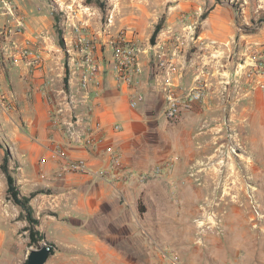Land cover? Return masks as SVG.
<instances>
[{
  "label": "rangeland",
  "instance_id": "obj_1",
  "mask_svg": "<svg viewBox=\"0 0 264 264\" xmlns=\"http://www.w3.org/2000/svg\"><path fill=\"white\" fill-rule=\"evenodd\" d=\"M86 1L0 0V264H27L30 250L45 240L53 249L47 264H264V0ZM75 27L97 36L128 30L153 54L154 67L189 66V82L178 93L194 88L198 76L205 86L203 101L188 119L185 111L168 120L177 126L173 134L164 133L147 168L136 170L160 167V174L136 181H164L134 211L62 206L45 172H28L24 160L31 155L14 144L29 110L14 96L10 67L33 78L50 62L54 94L59 99L63 90L66 100V33L73 36ZM6 154L22 194L45 192L31 200L45 238L36 243L8 197Z\"/></svg>",
  "mask_w": 264,
  "mask_h": 264
},
{
  "label": "crops",
  "instance_id": "obj_2",
  "mask_svg": "<svg viewBox=\"0 0 264 264\" xmlns=\"http://www.w3.org/2000/svg\"><path fill=\"white\" fill-rule=\"evenodd\" d=\"M90 35L94 46L74 50L69 58L70 93H65L66 100L60 95L63 90L59 91V99L54 94L51 70L55 68L50 62L36 71L33 78L20 72L18 67H10L9 81L15 88L14 96L24 101L29 110L24 121L26 129L15 134L14 144L24 156L25 153L31 155V160H24L28 172H45V185L54 186L62 206H77L80 212L93 213L108 212L111 206L134 211L142 195L154 197L157 190H163L161 182L164 180L141 184L130 172L145 170L156 156L158 139L164 133L171 136L176 129V124L164 117L166 96L169 90L179 92L186 86L190 79L189 66L181 62V66L174 69L172 66L176 63L173 62L166 68H156L153 54L139 47L141 73L131 88L120 89L108 44L111 35ZM69 36L70 33H66L68 46L72 38ZM165 54L170 53L163 51L162 55ZM58 75L63 81L61 67ZM84 76H89L86 87L83 86ZM26 80L30 81L28 87ZM131 96L141 97L137 108L130 106ZM188 113L190 111L182 118H187ZM117 126L121 129H116ZM88 139L91 143L87 144ZM56 147L63 150V156L55 155ZM108 147L122 154L119 165L112 161ZM41 159H46V164H41ZM68 160H83L93 172L81 174L64 170ZM96 171L107 174L97 175Z\"/></svg>",
  "mask_w": 264,
  "mask_h": 264
},
{
  "label": "built area",
  "instance_id": "obj_3",
  "mask_svg": "<svg viewBox=\"0 0 264 264\" xmlns=\"http://www.w3.org/2000/svg\"><path fill=\"white\" fill-rule=\"evenodd\" d=\"M94 38L90 34H86L80 27L74 28V34L70 41V47L68 49L69 54H74V50L80 49H90L94 46ZM108 44L112 49V57L117 70V80L119 88H131L136 77L141 73V59H140V49L138 46L137 38L130 33L128 30L122 29L115 35L110 36ZM173 67V66H172ZM175 69V68H174ZM94 68L92 67L90 74L92 75ZM202 77L205 76V72H202ZM89 82V76H84L83 86L86 87ZM196 86L187 92L178 93L176 90H169L166 96V106L164 110V117L167 120H174L180 117V115L189 111L195 104L203 101L206 90L204 84L200 80V76L196 78ZM141 97H130V106L132 108H137L139 105V100ZM116 129L120 130L121 126H117ZM88 143L91 140L88 139ZM107 152L109 153L112 161L115 164H120L122 160V154L115 150L113 147H108ZM55 155L63 156V150L56 147ZM46 159L41 160V164H44ZM65 170L69 172H93L87 166L86 162L83 160H68L65 165ZM161 172V168L157 167L154 172H148L144 174H136L130 172V176L136 178L139 182H144L148 177L158 175ZM95 174L105 175L106 171H96Z\"/></svg>",
  "mask_w": 264,
  "mask_h": 264
},
{
  "label": "trees",
  "instance_id": "obj_4",
  "mask_svg": "<svg viewBox=\"0 0 264 264\" xmlns=\"http://www.w3.org/2000/svg\"><path fill=\"white\" fill-rule=\"evenodd\" d=\"M86 3L89 5L90 4L93 5L92 0H87ZM94 3H95L94 5H97V6L103 5V3L100 0H96ZM161 30H162V23H160L156 26L155 31L151 37L152 43H155V40H156L157 36L159 35V33L161 32ZM57 33H58L59 45L62 48H65V42H64V38H63L64 34H63L62 28L58 27ZM65 68H66V74L64 77V81H63L64 82L63 89L67 94H69L70 93V87H69V65H68V62H66ZM8 163H9V156H8V154H6L3 158L2 169H3V172L6 176V178H7V184H8L7 194H8V197L11 201H13L16 205H18L21 208L20 217H22L28 223L26 231L29 233V237H30L31 241L33 243H36V242L43 240L45 238H44V235L41 233V231L37 229V226L39 225V220L36 217V213L34 211L32 204H31V200L37 194H45V192L37 190L36 192H33L29 195L22 194L20 192V189L18 188L16 177L12 175L10 169L8 168ZM139 208H140V211H142V212L144 211L143 207H139ZM52 254H53V249H52V252L50 255H52Z\"/></svg>",
  "mask_w": 264,
  "mask_h": 264
},
{
  "label": "water",
  "instance_id": "obj_5",
  "mask_svg": "<svg viewBox=\"0 0 264 264\" xmlns=\"http://www.w3.org/2000/svg\"><path fill=\"white\" fill-rule=\"evenodd\" d=\"M51 252L52 245L45 240L35 249L30 250L28 254L27 264H47Z\"/></svg>",
  "mask_w": 264,
  "mask_h": 264
},
{
  "label": "bare ground",
  "instance_id": "obj_6",
  "mask_svg": "<svg viewBox=\"0 0 264 264\" xmlns=\"http://www.w3.org/2000/svg\"><path fill=\"white\" fill-rule=\"evenodd\" d=\"M115 223V222H114ZM118 224L119 223H117V225H116V227H115V229L114 230H116V232H117V229H118ZM120 225V224H119ZM118 226V227H117ZM119 232L117 233V235H116V237L114 236V240L116 241L118 238L120 239V235L122 234L121 233V231L120 230H118Z\"/></svg>",
  "mask_w": 264,
  "mask_h": 264
}]
</instances>
